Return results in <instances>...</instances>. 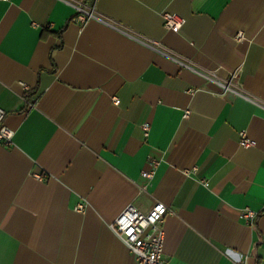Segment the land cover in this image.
<instances>
[{
    "label": "crops",
    "instance_id": "crops-1",
    "mask_svg": "<svg viewBox=\"0 0 264 264\" xmlns=\"http://www.w3.org/2000/svg\"><path fill=\"white\" fill-rule=\"evenodd\" d=\"M0 107V264H134L156 202L166 264H264V0H0Z\"/></svg>",
    "mask_w": 264,
    "mask_h": 264
},
{
    "label": "built area",
    "instance_id": "built-area-1",
    "mask_svg": "<svg viewBox=\"0 0 264 264\" xmlns=\"http://www.w3.org/2000/svg\"><path fill=\"white\" fill-rule=\"evenodd\" d=\"M74 7L76 16L73 21L82 24L95 17L92 4L79 1L75 2ZM162 17L164 29L173 33H178L185 23L184 18L175 13L164 12ZM237 38L241 39V34ZM113 103L117 105L119 100L113 98ZM188 114L189 112L186 111L185 116L187 117ZM4 120L5 111L0 107V146H9L12 144L14 131L5 124ZM144 129L147 131L148 126H144ZM238 144L245 149L256 146L255 140L250 139L244 131L239 132ZM157 165L158 162L152 160L150 168L142 172L143 177L148 180L152 179ZM35 177L41 179L40 175H35ZM83 209L82 204L74 208L77 212H82ZM170 213L171 210L160 202L154 203L148 213H143L129 204L114 219L110 226L111 230L132 254L134 264H166L162 257L164 243L162 222ZM242 216L248 224L253 225L257 213L246 210Z\"/></svg>",
    "mask_w": 264,
    "mask_h": 264
},
{
    "label": "trees",
    "instance_id": "trees-1",
    "mask_svg": "<svg viewBox=\"0 0 264 264\" xmlns=\"http://www.w3.org/2000/svg\"><path fill=\"white\" fill-rule=\"evenodd\" d=\"M262 213H263V212L257 213V217H256V219H257ZM256 219H255L253 225H255V223H256Z\"/></svg>",
    "mask_w": 264,
    "mask_h": 264
}]
</instances>
